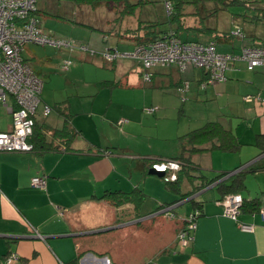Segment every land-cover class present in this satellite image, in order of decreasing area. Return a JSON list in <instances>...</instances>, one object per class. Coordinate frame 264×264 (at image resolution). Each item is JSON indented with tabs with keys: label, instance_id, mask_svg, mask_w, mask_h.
I'll return each instance as SVG.
<instances>
[{
	"label": "crops",
	"instance_id": "crops-1",
	"mask_svg": "<svg viewBox=\"0 0 264 264\" xmlns=\"http://www.w3.org/2000/svg\"><path fill=\"white\" fill-rule=\"evenodd\" d=\"M45 3L38 6L39 17L66 21L48 10L52 1ZM188 22L186 28L193 27ZM40 23L39 27L47 34ZM233 23L241 26L235 19ZM81 26L96 30L92 26ZM130 30H126L125 36L118 33L119 38L108 48H135L134 33ZM205 35L209 37L208 42L215 41L211 34ZM244 36L237 47L234 43L239 37L221 41L217 48H222L221 54H232L241 52L244 45L263 43L251 31ZM247 38L252 39L249 44L245 42ZM91 43L92 40H88V44ZM31 45L24 50L30 59L24 57V52L23 58L44 83L42 109L39 108L36 120L44 126L43 133L58 150L36 148L28 153L0 152V264H6L11 255L17 256L13 264H264V219L260 213H241L240 222L256 227L253 233H246L236 221L224 215L223 207L218 204L222 196L215 185L191 197L196 204L190 199L180 201L204 181L197 177L190 179L188 175L213 180L223 173L232 175L249 168L246 188L240 195L246 201L259 199L264 207V153L257 145L258 136L264 135V102L245 100L248 96L264 100V66L249 71L243 62H236L227 73L226 82L206 87L202 85L206 74L204 71L197 74V68L188 72L192 75L190 80L185 75L187 71L181 73L174 66L156 68L151 83L143 81L140 70L137 77L124 76L125 84L130 89L141 90L145 98L149 95L151 98L145 99L143 107L130 108L115 101L116 89L122 84L116 77L123 75V65H118L117 61L109 63L110 68L105 66L107 62L103 59L87 57L99 70L111 69L114 80H97L93 82L97 93L81 96L79 91L71 94L66 87L76 85L72 77L81 66L71 69V65L66 70L68 77H64L66 81L61 88L57 85L59 76L54 66L56 62L60 64L67 53L64 56L37 55ZM185 81L189 89L183 94L179 89ZM190 81L196 85L192 87ZM108 90L110 99L106 98ZM82 97H92V102L83 101ZM100 99L106 110L95 112ZM172 99L178 102L177 108ZM196 102L219 103L220 111L212 115L211 110L207 121H219L237 137L240 146L235 152L213 150L193 154L192 170L197 172H189L183 178L178 193L169 190L166 182L163 184L153 178L149 173L150 164L161 159L177 161L183 152L180 139L196 129L182 127L180 117L177 125L169 127L167 132L146 133L143 128L157 130L164 124L169 110L180 115L189 103ZM45 105L52 109L48 116L43 114ZM149 107H159V110L148 114L145 109ZM59 109L68 115L69 125L76 132L67 146L54 137L55 130H61L67 123ZM143 112L155 119L146 121ZM103 124L109 127L108 132L104 131ZM11 128L12 117L7 130ZM142 136L147 140L145 148L137 147V139ZM45 176L44 189L32 185L33 178ZM141 187L150 200L156 202L155 212L148 217L138 213L145 202L139 208L134 203L116 206L103 198L107 192L132 193ZM167 199L175 207L172 212L164 213L159 209L168 205ZM195 210L201 212L195 240L183 247L179 234L185 219ZM145 220L152 223L145 225L143 232L147 233L142 238L145 242L139 244L138 235L142 234L139 228L147 223ZM36 232L43 238L37 237Z\"/></svg>",
	"mask_w": 264,
	"mask_h": 264
},
{
	"label": "built area",
	"instance_id": "built-area-1",
	"mask_svg": "<svg viewBox=\"0 0 264 264\" xmlns=\"http://www.w3.org/2000/svg\"><path fill=\"white\" fill-rule=\"evenodd\" d=\"M39 0H0V104H3L7 112L12 116V128L0 131V152L4 153H28L35 151L30 143L34 134L35 117L41 106V94L44 83L33 69L25 62L23 52L28 44L40 46H53L73 50L74 42L60 40L51 37L39 27V20L34 15L38 11ZM170 11V2H166ZM232 35L244 38L240 28L231 31ZM81 51L95 56L87 46H81ZM107 63H114L120 58H133L143 68L142 78L145 83H151L156 68L176 67L180 72L189 68H197L207 75V81L202 85L224 83L228 80L227 73L236 62H243L249 71L264 66V47L243 46L239 54H221L217 51V44L210 41L207 44L199 42L182 41L174 32L164 35L161 39L149 44L136 46L131 53H120L118 50L106 49L101 54ZM71 61H66L64 70H68ZM189 89V83L185 82L179 89L183 94ZM252 102L264 100L260 97H245ZM159 107H149L145 111L154 114ZM52 109L48 105L43 106L44 116H48ZM183 164L176 160H158L152 168L165 173V181L177 179V172ZM47 178L35 177L32 185L44 189ZM223 207L224 215L238 223L241 231L253 233L255 225L240 222L243 198L241 195H229L218 201ZM174 205L163 207L161 212L169 213ZM264 219V210L260 212ZM201 212L193 211L186 219L185 226L179 234L183 247H187L195 240L194 232L197 229V220ZM173 217H175L173 215ZM37 237L43 238L39 233ZM17 260L16 255H11L6 264H13Z\"/></svg>",
	"mask_w": 264,
	"mask_h": 264
},
{
	"label": "rangeland",
	"instance_id": "rangeland-1",
	"mask_svg": "<svg viewBox=\"0 0 264 264\" xmlns=\"http://www.w3.org/2000/svg\"><path fill=\"white\" fill-rule=\"evenodd\" d=\"M46 4L45 1L41 0L39 2V5ZM51 7L48 8L52 14L61 16L65 18L66 21L57 20L51 17H45V16H38L39 20L41 21L40 25H42L43 29H45L46 33L55 37V38H64L70 41L74 42L75 48L73 50L67 49V48H56L53 46H40L32 44V51L34 50L37 52V55H49L54 56L61 54L62 56L67 53V56H64L61 58V63L56 62V75L59 76V81L57 82V85H59L61 88L64 86V82L66 81L64 77H68V71L63 69V65L66 61H71L70 67L71 69H74L75 67H79L78 71L74 74V77H72V80L76 83V85H67V91L71 92V94L75 93L76 91H79L81 96H94L93 94L97 93V89L95 84L93 82L100 80V79H110L114 80V72L111 71V69H107V67L111 68V64L106 63L105 67L106 70H99L97 65L92 62L91 60H88L87 57L91 58L90 53L84 52L80 50L81 46H87L91 51H94L96 53L95 56H93L92 60H102L101 53L104 52L106 49H109L108 46L111 45L113 41H116L118 37V33L121 34V36H125L126 30L129 29H135L138 26V23L141 21L144 22H158L163 23L161 25L162 31H168L171 29L178 30L177 25L170 26L168 21L169 16V10L166 7V0H150V3L143 5L138 8L136 15L127 17L124 20H119L120 13L117 12L116 9L107 7L105 5H102L96 9H91L88 7H77L73 4H70L68 2H52L50 3ZM214 8L213 4H207L204 6H200L199 8L195 9L194 7H188L186 8L185 13H187V19L190 26H206L208 28H213L218 30L219 32H229L230 29L233 27L232 30L240 28L243 31V34L251 31L253 32L258 38L264 39V21H258L256 19H252L253 15L259 14L258 12L253 10H249L244 7H231L229 10H221L219 12H216L215 14H212L210 10ZM198 12L199 14L190 16L192 13ZM234 15H237L238 17H234ZM248 15V20H256V22H250L245 21V18L243 16ZM262 18V17H261ZM238 21L241 26L235 25L233 23V20ZM79 23V24H78ZM88 25L92 26L93 28H96V30L81 26V25ZM180 39L182 41H188V42H199L202 44H207L209 37L199 31L196 30H182L180 32ZM92 40L91 44H88V40ZM252 39H245V42L249 44ZM240 38H235V47H237L240 43ZM220 45V44H219ZM123 46V45H121ZM107 47V48H106ZM232 48L231 46H228ZM131 48V49H130ZM129 49H119L118 52L120 53H131L134 48L130 47ZM222 48H217V51L220 53L222 52ZM239 52H236V54H239ZM24 57L28 58L29 55L27 54V51L24 52ZM65 59V60H64ZM104 61V60H102ZM101 62V61H100ZM118 65H123L122 71L123 75L120 77H116L117 80H122V84L119 88L116 89L115 92V101L126 104L130 108H138L143 107L145 99H150L151 95L147 96L145 98L144 94L141 90L138 89H130V86L126 85L125 77L126 75H129V77H137V72L142 70V66L133 58H120L117 60ZM109 64V65H108ZM33 65V64H32ZM35 66V65H33ZM36 67V66H35ZM69 67V68H70ZM194 68H189L187 70V73L185 74L186 77L190 80L192 78L191 73H188L189 71H192ZM196 70V69H194ZM202 70L197 69L196 73L200 74ZM192 84V87L196 84L190 81ZM126 83V84H125ZM126 85V86H125ZM78 87V88H77ZM106 98L110 99V91H105ZM190 98V97H189ZM83 101H90L92 102V97H82ZM90 99V100H89ZM171 101V100H170ZM194 101V100H192ZM172 103L174 104L176 100L172 99ZM97 111H105L106 107L101 104V99L97 103ZM136 106V107H135ZM178 106V102L176 103V108ZM87 108V107H86ZM42 107L40 108V110ZM176 110V109H175ZM213 110L212 115H215L217 111H220L219 103L216 102H196L192 104H188L186 107V111L184 113H181L180 115L177 112H173V110H169L166 120L163 122L164 124L160 125L157 130L156 128H149L145 127L143 128V132L146 133H162L164 131L167 132V129L169 127H173V125H177L178 123V117L182 120V127L186 129H198L207 124V121L210 115V111ZM144 113V112H143ZM146 118L145 120H152L155 119V116L147 115L146 113L143 114ZM11 115L8 114L6 111V108L3 104H0V131H7V128L9 125H11ZM215 118V116H214ZM97 119V118H96ZM102 119L99 118V121ZM232 120H230L231 122ZM105 123V121H103ZM219 122V121H218ZM220 123V122H219ZM149 124V123H148ZM104 125V124H103ZM146 125V122L144 123ZM150 125V124H149ZM170 125V126H169ZM103 128L105 132L109 131V127ZM101 127V126H100ZM234 128V127H229ZM137 147L145 148L147 146V140L144 136L139 137L137 139ZM158 146V145H157ZM195 170H192L190 172H194ZM197 172V171H195ZM198 173H201L198 171ZM206 174V173H204ZM208 176V175H207ZM218 176V175H217ZM154 179H158L160 182L165 184L164 179H159L155 176H153ZM210 178V177H209ZM212 180V179H210ZM140 190L145 194V205L142 211H139V215L142 217H148L152 212H155L156 209V202L150 200L151 197H149V194L147 195L146 192L143 190V187L140 188ZM170 195V194H169ZM143 202V203H144ZM168 204L166 207L170 206V201H166ZM153 204V207L151 206ZM176 204V203H175ZM186 206H189V204H186ZM176 210V208H175ZM157 211V210H156ZM161 219V218H160ZM164 219V218H163ZM166 223H169L167 219H164ZM147 221V220H145ZM150 221H147V223H143L142 227L139 228V232L142 231V234L138 235V242L139 244H143L145 242L142 238L144 235H146L147 232H143L145 229V225H149Z\"/></svg>",
	"mask_w": 264,
	"mask_h": 264
},
{
	"label": "trees",
	"instance_id": "trees-1",
	"mask_svg": "<svg viewBox=\"0 0 264 264\" xmlns=\"http://www.w3.org/2000/svg\"><path fill=\"white\" fill-rule=\"evenodd\" d=\"M40 1L41 0H39V2ZM45 1H52L59 3L68 2L77 7H88L91 9H96L102 5H105L107 7L116 9L117 12L120 13L119 16L120 21L126 19L127 17L136 15L139 7L150 3V0H45ZM166 2H170L171 5L167 23L170 26L177 25L178 30L171 29L168 31H162L161 25H163V23L141 21L138 23V26L134 30L133 29L130 30L132 33H134L135 47L142 44H149L155 42L158 39H161L164 35L169 34V32L171 31L174 32V34L177 35L178 38H180L179 36L180 32L185 29L196 30L203 34H211L212 36H214V40H215L214 42L216 44L221 41H231L232 39L235 38V36H233L231 32L222 33L216 29L208 28L206 26L205 27L193 26L186 28L187 25L186 23L188 21L187 19L188 14L185 13V11L186 8L188 7H194L195 9H197L200 6L213 4L214 8L210 10L212 14H215L216 12H219L221 10H229L231 7H244L249 10L256 11V13L257 12L259 13L253 15L252 19H256L258 21L261 20L264 21V0H166ZM194 14L197 15L199 13L198 12L192 13L191 15H189V17L193 16ZM34 15L38 18L39 7H38V11L35 12ZM234 17H238V16L234 15ZM243 17L245 18V21H247L249 18L248 15H245ZM61 19L64 18L61 17ZM256 20H248V21L256 22ZM262 42H263L262 45L255 47H264V39H262ZM245 46H253V45H245ZM204 80L205 82L207 81V75ZM59 112L65 116L67 123L61 130H55L54 137L61 139L62 143L67 146L74 138L76 132L69 125L68 115L64 114V112L61 109H59ZM43 128L44 126L40 125L35 117L34 134L29 140L30 143L34 145L35 149L39 148L43 151L58 150V146L56 147L54 146V144L48 141L46 134L43 133ZM180 140H181L183 152L182 155L179 157V159H177V161H180L183 164V166L177 172L176 180L168 181V182L165 181L167 188L169 190L176 191L178 193H180L181 191L183 178L186 177L194 167V165L191 162V156L193 154H198L213 150H221L223 152H235L240 146L237 137L232 132L226 130L218 122H209L202 128L189 132ZM257 145L264 153V135L258 136ZM155 163L156 162L151 163L150 167L152 168ZM249 170H250L249 168H246L232 175H230V173H223L213 180H206L201 176L188 175L190 179L197 177L204 181L201 183L200 186L193 188V190L190 193L183 195L180 201H185L186 199H190L200 191L212 185H215V187L220 192L222 196L221 200L229 195H238V194L240 195L246 188L245 179H246V173ZM163 179L165 180V176L163 177ZM103 198L109 200L116 206H121L125 203H134L139 208L144 202L145 194L141 190H137L132 193L115 191V192H107L103 196ZM189 201L192 202L193 204H196L195 198H192ZM166 206L167 205H163L160 207V209ZM262 210H264V207L261 200L253 199L251 201H246L243 199L242 213L243 212L252 213V214L260 213Z\"/></svg>",
	"mask_w": 264,
	"mask_h": 264
},
{
	"label": "water",
	"instance_id": "water-1",
	"mask_svg": "<svg viewBox=\"0 0 264 264\" xmlns=\"http://www.w3.org/2000/svg\"><path fill=\"white\" fill-rule=\"evenodd\" d=\"M149 173L151 175L158 176V177H162V178L165 176V173L164 172L157 171L154 168L150 169Z\"/></svg>",
	"mask_w": 264,
	"mask_h": 264
}]
</instances>
